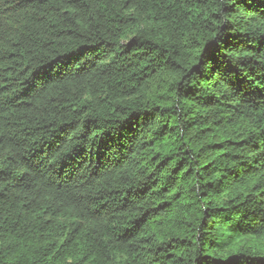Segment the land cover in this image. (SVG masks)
<instances>
[{
  "label": "trees",
  "instance_id": "1",
  "mask_svg": "<svg viewBox=\"0 0 264 264\" xmlns=\"http://www.w3.org/2000/svg\"><path fill=\"white\" fill-rule=\"evenodd\" d=\"M0 264H264V0H0Z\"/></svg>",
  "mask_w": 264,
  "mask_h": 264
}]
</instances>
